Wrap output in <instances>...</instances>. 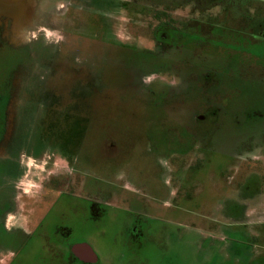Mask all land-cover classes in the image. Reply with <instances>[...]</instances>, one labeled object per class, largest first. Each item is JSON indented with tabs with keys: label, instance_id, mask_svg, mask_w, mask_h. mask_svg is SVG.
I'll use <instances>...</instances> for the list:
<instances>
[{
	"label": "flooded vegetation",
	"instance_id": "af4514ba",
	"mask_svg": "<svg viewBox=\"0 0 264 264\" xmlns=\"http://www.w3.org/2000/svg\"><path fill=\"white\" fill-rule=\"evenodd\" d=\"M67 1L65 14L76 40L97 43L100 48L96 53L85 52L83 65L73 63L66 71L68 77L63 73L64 63L54 62L55 80L45 86L37 76L47 62H43L45 54L57 60L54 51L35 43L12 48L7 39L5 45L0 44V264H27L33 248L49 257L46 264H98L86 231L92 220L101 221L108 214L114 198L119 199V206L110 209L139 217H133L126 230L136 243L149 234V215L161 213L195 215L199 208L212 214V222L204 224L212 230L219 228L222 215L226 228H231L225 218L229 214L224 212L243 214L247 221L238 226L244 227L250 220L248 211L264 200V105L252 107V94L240 87L237 97L246 99L234 106L235 99L223 92L235 86L232 71L225 75L211 66L214 61L233 65L245 80L247 71L255 70L264 90V60L253 63L249 59L251 49L256 50L254 56L264 59V0ZM6 27L0 24L2 40ZM28 47L36 50V58L29 56ZM69 53L80 52L72 49ZM126 60L130 62L129 84L138 95L158 96V111L163 100L161 107L176 109L170 111L172 117L184 119L186 125L176 139L170 137L171 129L163 120L159 127H144L138 100H128L123 109H108L107 90L109 82L113 83L108 79L110 68ZM35 68L40 69L38 75ZM224 77L228 81L222 82ZM58 79H66L63 89ZM97 81L101 82L97 94L87 95L85 90ZM243 110L246 114L239 115ZM230 124L250 132L238 140L237 150L214 143ZM35 128L51 148L32 146L29 134ZM60 130L75 137L71 147L55 144ZM141 143L147 145L146 152L140 149ZM219 150L228 155L216 162ZM193 153L198 156L186 158ZM254 153L261 159L252 162ZM144 156L162 162L163 187L142 181L143 169L137 163L132 167ZM102 159L109 169L102 168ZM57 161L69 172H54ZM242 161L243 179L237 182L226 171L240 170ZM114 167L122 171L109 175ZM228 179H234L230 186L234 184L235 190L229 187L232 191L221 196V204L220 183L225 185ZM239 227L232 228L253 240ZM78 246L90 247L97 261H82L81 257L89 256Z\"/></svg>",
	"mask_w": 264,
	"mask_h": 264
},
{
	"label": "rangeland",
	"instance_id": "374dc122",
	"mask_svg": "<svg viewBox=\"0 0 264 264\" xmlns=\"http://www.w3.org/2000/svg\"><path fill=\"white\" fill-rule=\"evenodd\" d=\"M67 2V0H0V24L8 26L5 28L6 32L5 35H3V40L0 39V44L5 45L6 39L12 48H23L25 45L30 46L35 43L34 45H42L44 48H49L48 52L51 51L53 54L54 51V53L57 54V60L56 58L53 59L52 56L53 61L50 59L49 54L44 55L47 57L43 60V62L47 61L46 64H44V73L41 72L42 69L35 68L37 69L35 74L38 75L40 73L37 77L43 78L45 86H50V83L55 80L52 68L56 69L57 67L54 62L64 63L63 73H65V77H68L66 71L70 70L73 63H75V67L83 65V55L85 52L92 51L96 53L100 50L97 43L89 45L84 41L76 40V35L73 29H71L72 25H70L71 20L69 19V15L65 14L67 13ZM111 17L114 19L115 15H111ZM3 19L4 21H2ZM74 22H77V20ZM114 28V32L117 31L116 25H114ZM120 33L121 32H118L119 35L127 37ZM73 36H75V38ZM72 49L80 53H69ZM251 50L253 54H250L251 57H249V59L252 60L253 63L262 62L264 60L263 56H254L256 50ZM28 52L29 56L36 58V50L33 52L30 47H28ZM51 61L52 65H49ZM126 61L127 62L118 63L119 66L110 68L112 72L108 79H112L113 83L109 82L107 90L108 109L111 107H122L123 109L124 105L128 103V100H130V103L133 102V99L138 100L141 107V118L144 127L147 129L159 127L161 125L159 120H163V125L171 129L169 133L170 137L172 136V139H176L175 137L182 131L181 128H184L186 125L184 119L172 117L170 111H176V109H170V107L164 106L161 107V104L164 103L163 100L160 101L158 106L160 111H158L155 107L158 96L140 97L135 91L134 86L129 84L128 80L131 74L127 66L130 62L128 60ZM195 62L197 61H193L191 65H196L197 63ZM201 62L205 63V61ZM40 64L35 66L39 67ZM211 67L217 68L220 73H225V75H228L232 71L231 77L235 86H228L223 92L231 97V100L235 99L233 102L234 106L239 105L241 99H246L244 95L243 97H237L241 94L238 89L240 87H242L243 90L247 89L249 93L252 94L251 98L255 100L251 105L252 107L260 102L264 105L263 86L260 84L255 70L247 71L245 80V75L239 74L238 69H235L233 65L232 68L221 62L214 61ZM38 70H40L39 73ZM60 73L62 72L59 70L58 76L61 75ZM96 78L95 76L94 81ZM58 80V84L63 89V86L66 85V79ZM223 81L228 80L224 77L222 79V82ZM16 84L20 86L19 81H17ZM100 87L101 82H94L92 87L85 90V93L95 96ZM218 90L220 91L221 88H218ZM14 107L13 108L16 110L17 107ZM162 110L166 111L161 112ZM179 110L182 111L181 109ZM177 112L180 113L179 111ZM237 113L238 109L235 112V116H237ZM245 114L246 111L243 110L239 115ZM108 116L111 118L116 117L115 113H108ZM67 124L61 127L67 126ZM244 129L246 128L244 127ZM245 132L246 131H240V128L238 129L230 124L226 126V129H223L220 134L216 133L217 135L214 143L221 147L224 146L223 149L229 148L231 150H237L239 148V145H237L238 140L250 135L249 130ZM29 136H31L30 142L34 147H52L50 142L41 141L36 128L33 130V134H29ZM75 141L74 136L68 135L63 130H60L55 138L56 145H65L68 148L71 147ZM145 147H147V145L143 143L140 144V149L143 152H146ZM224 151L225 150L221 152L220 150L218 151L220 153L216 154L218 157L215 158L216 162H220L221 159L225 158L223 156L227 153ZM197 156L196 153H193V155H187L186 158H196ZM251 156L252 162L261 159L256 153ZM101 161H103V159ZM133 161L129 163V166L132 165ZM104 162L105 161H103V163L100 162L102 168L109 169V164ZM136 163L143 169L142 177L144 179H142V181L153 184L157 182L161 184V187L164 186L166 179L165 167L158 158L144 156L139 160H135V166H132L134 169ZM242 164L243 161L241 162V166ZM98 168L99 166H97V169ZM239 168L240 170L238 171H235V169L232 171L227 170L226 175H232L235 177V181L240 182L243 179L244 170L243 166ZM252 168L256 169L253 165ZM56 169H59V172L63 171V173L69 172L61 161H57L54 172H57ZM120 170L122 171L120 167H114L112 170L113 172L108 171V174H117ZM233 180H226L225 185L220 183V197L223 196V194L230 195L231 189L235 190L234 184L230 186V181ZM210 183L211 182L208 181V188L211 185ZM155 189L158 190V188ZM220 199L222 204L224 200L222 197ZM119 202V199H111L110 203L112 204L109 206L108 214L104 215L101 221L92 220L87 227V241L98 255V264H264V200L252 206L248 211L250 220L244 227L243 225L239 227V223L247 221V218L244 217L243 214L224 212V215L229 214L226 215L225 218L227 221L230 220L228 226L231 228H226L224 219L222 218L223 215H220L221 217L218 218L220 220L219 228L217 230H212L211 226V228L204 226V224L212 222V214L202 212L199 208L196 209L197 214L195 215L190 213H182L184 215L180 213L162 215L163 213H161L157 216L154 215L155 217L149 215L150 217L146 219V222L150 224L149 234L139 243L133 242L126 231L129 225L132 224V220L139 217L137 214L134 215L125 210L110 209L111 207L119 206L117 205ZM200 222L202 224H200ZM232 227L245 229L254 241L239 234L237 230ZM48 259V256L42 255V251L39 252L33 248L31 254H28L27 264H46V262L49 263V261H47ZM71 264L82 263L73 262Z\"/></svg>",
	"mask_w": 264,
	"mask_h": 264
},
{
	"label": "water",
	"instance_id": "95a60500",
	"mask_svg": "<svg viewBox=\"0 0 264 264\" xmlns=\"http://www.w3.org/2000/svg\"><path fill=\"white\" fill-rule=\"evenodd\" d=\"M77 249L82 250L83 253L88 254L89 257L86 258H80L82 261L85 262H91V263H95L97 261L95 254L93 253L92 249L90 247H86V246H78Z\"/></svg>",
	"mask_w": 264,
	"mask_h": 264
}]
</instances>
